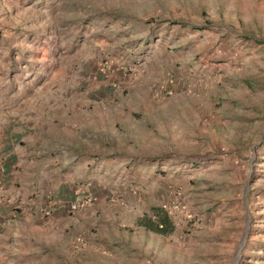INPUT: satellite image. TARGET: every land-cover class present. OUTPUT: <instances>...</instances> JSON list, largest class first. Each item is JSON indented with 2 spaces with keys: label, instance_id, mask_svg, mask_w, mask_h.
I'll list each match as a JSON object with an SVG mask.
<instances>
[{
  "label": "rangeland",
  "instance_id": "rangeland-1",
  "mask_svg": "<svg viewBox=\"0 0 264 264\" xmlns=\"http://www.w3.org/2000/svg\"><path fill=\"white\" fill-rule=\"evenodd\" d=\"M1 178L0 264H264V0H0Z\"/></svg>",
  "mask_w": 264,
  "mask_h": 264
},
{
  "label": "crops",
  "instance_id": "crops-1",
  "mask_svg": "<svg viewBox=\"0 0 264 264\" xmlns=\"http://www.w3.org/2000/svg\"><path fill=\"white\" fill-rule=\"evenodd\" d=\"M45 122L42 123V125H50L49 130L54 131V116H50L47 114L46 117H44ZM42 134H47L46 130L43 129V132L40 134L41 137ZM42 140V143L44 146H47V142ZM26 167V164L24 165ZM34 167V175H36L37 171H41L40 164L37 165V162H35ZM23 170L21 168V164L19 166V170ZM40 176V175H39ZM19 185L21 184L22 177L18 179ZM5 179H0V249L1 247L5 250L9 249L10 247V239L14 235L17 234V231H19L20 227H23V222H28L31 226H38L40 227V221L41 214L38 213V210L35 208L34 212H19L16 210V205L20 204V191L18 190H9L7 186H4ZM31 213L34 214V216H31ZM1 251V250H0Z\"/></svg>",
  "mask_w": 264,
  "mask_h": 264
},
{
  "label": "trees",
  "instance_id": "trees-1",
  "mask_svg": "<svg viewBox=\"0 0 264 264\" xmlns=\"http://www.w3.org/2000/svg\"><path fill=\"white\" fill-rule=\"evenodd\" d=\"M168 221L169 220H168V217L166 215L165 216H161L160 223H161V225H163V228H162L163 230L161 228L157 227L156 228L157 231H159V232L167 231V227L170 226V222H168ZM144 224L149 225L148 223H144Z\"/></svg>",
  "mask_w": 264,
  "mask_h": 264
}]
</instances>
